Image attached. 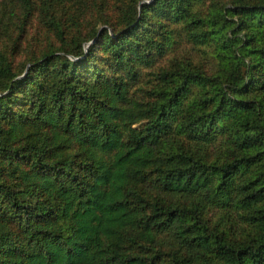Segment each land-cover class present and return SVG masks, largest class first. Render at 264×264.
<instances>
[{"label": "trees", "instance_id": "16d2710c", "mask_svg": "<svg viewBox=\"0 0 264 264\" xmlns=\"http://www.w3.org/2000/svg\"><path fill=\"white\" fill-rule=\"evenodd\" d=\"M0 264H264V0H0Z\"/></svg>", "mask_w": 264, "mask_h": 264}]
</instances>
